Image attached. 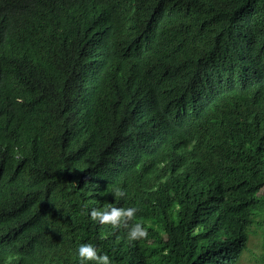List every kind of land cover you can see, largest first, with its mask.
<instances>
[{
  "label": "trees",
  "instance_id": "1",
  "mask_svg": "<svg viewBox=\"0 0 264 264\" xmlns=\"http://www.w3.org/2000/svg\"><path fill=\"white\" fill-rule=\"evenodd\" d=\"M58 1L0 0L4 264L42 245L80 264L82 243L115 264H264V0H90V72L69 24H23ZM111 206L148 236L92 219Z\"/></svg>",
  "mask_w": 264,
  "mask_h": 264
},
{
  "label": "clouds",
  "instance_id": "2",
  "mask_svg": "<svg viewBox=\"0 0 264 264\" xmlns=\"http://www.w3.org/2000/svg\"><path fill=\"white\" fill-rule=\"evenodd\" d=\"M74 0H59L56 7V12L45 9L44 12H35L32 5L26 6V11L22 17L24 21L29 18H43L50 20L56 25L67 24L70 25L72 30V43L73 48L79 54L78 70L84 72H90L92 69L89 65L88 58L94 51L95 46L106 36V27L93 20L91 12L93 3L90 0H86L91 6L74 7L73 10L79 12H65V8L71 7ZM60 8L63 11H60ZM5 45L0 41V49ZM94 71V70H91ZM116 195L123 197L125 195L124 190L116 189ZM138 209L135 206L131 207H117L111 206L108 209L101 210L94 208L91 210V217L93 220H98L101 224H110L113 227L123 225L128 228V238L131 241H135L148 236V229L144 226L143 222L136 219V213ZM131 222V223H130ZM43 249L33 248L31 252H23L21 258L16 260L14 258V264H52L46 257V245ZM78 256L80 258V264H88V262L94 261L95 264H115V261L110 258L107 252L101 254L98 248L93 243H82L78 247ZM0 264H4V259L0 257Z\"/></svg>",
  "mask_w": 264,
  "mask_h": 264
},
{
  "label": "rangeland",
  "instance_id": "3",
  "mask_svg": "<svg viewBox=\"0 0 264 264\" xmlns=\"http://www.w3.org/2000/svg\"><path fill=\"white\" fill-rule=\"evenodd\" d=\"M252 248H253L254 250H257V248H256V246H255V243L252 245Z\"/></svg>",
  "mask_w": 264,
  "mask_h": 264
}]
</instances>
